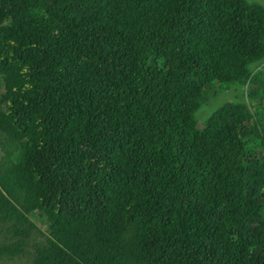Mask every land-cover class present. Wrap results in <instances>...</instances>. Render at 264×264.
<instances>
[{"label":"trees","instance_id":"16d2710c","mask_svg":"<svg viewBox=\"0 0 264 264\" xmlns=\"http://www.w3.org/2000/svg\"><path fill=\"white\" fill-rule=\"evenodd\" d=\"M24 254L264 264V5L0 0V261Z\"/></svg>","mask_w":264,"mask_h":264},{"label":"rangeland","instance_id":"374dc122","mask_svg":"<svg viewBox=\"0 0 264 264\" xmlns=\"http://www.w3.org/2000/svg\"><path fill=\"white\" fill-rule=\"evenodd\" d=\"M255 1L264 5V0ZM233 94L232 88H226L224 85H217L216 92L214 91L206 95L202 100L201 106L196 111V120L198 124H203L207 116L224 101L231 100ZM36 222L40 228H43L41 222L38 220H36ZM0 264H31L30 255L24 254L13 258H5L3 261H0Z\"/></svg>","mask_w":264,"mask_h":264}]
</instances>
